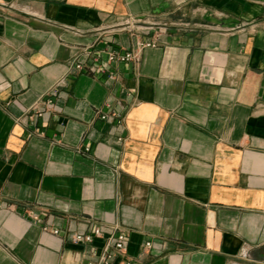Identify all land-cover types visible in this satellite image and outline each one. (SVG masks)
I'll return each instance as SVG.
<instances>
[{
	"label": "crops",
	"instance_id": "obj_1",
	"mask_svg": "<svg viewBox=\"0 0 264 264\" xmlns=\"http://www.w3.org/2000/svg\"><path fill=\"white\" fill-rule=\"evenodd\" d=\"M129 16L165 43L73 73ZM91 223L133 264H264V0H0V264H88Z\"/></svg>",
	"mask_w": 264,
	"mask_h": 264
},
{
	"label": "built area",
	"instance_id": "obj_2",
	"mask_svg": "<svg viewBox=\"0 0 264 264\" xmlns=\"http://www.w3.org/2000/svg\"><path fill=\"white\" fill-rule=\"evenodd\" d=\"M174 24V23H172ZM171 23L166 22H151L148 19H139L133 16L120 21L118 28L124 31H129L134 39L133 47L127 51H120L117 48H109L105 50L107 53L106 63L97 65L94 61L99 62L102 54L96 53L93 59L77 60L72 64L73 73L99 75L103 74L106 79L117 80V72H114L109 67V64L115 62H129L130 60H136L139 58L141 52L145 48L157 47L165 43V35L170 27ZM76 74L68 75V77L59 80L57 87L50 90L45 94L44 100L35 105V109L40 115L44 114L45 105L52 106L56 103L59 97V87L66 84L68 78H75ZM114 116V114H112ZM115 116L123 117L122 113H116ZM112 116L109 113H103L101 119L109 120ZM90 147L86 150L89 151ZM59 233V230H55ZM103 239V245L96 255L92 257L88 264H133V259L128 258V244L129 234L124 230H116L109 235L104 234L103 228L96 224L91 223V226L87 232H77L70 235V239L75 244H91L96 239ZM152 243L148 241L145 244V248L151 247Z\"/></svg>",
	"mask_w": 264,
	"mask_h": 264
}]
</instances>
